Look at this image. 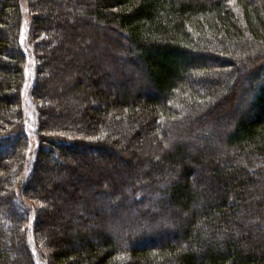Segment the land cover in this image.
Returning <instances> with one entry per match:
<instances>
[{"label":"trees","instance_id":"16d2710c","mask_svg":"<svg viewBox=\"0 0 264 264\" xmlns=\"http://www.w3.org/2000/svg\"><path fill=\"white\" fill-rule=\"evenodd\" d=\"M0 264H264V0H0Z\"/></svg>","mask_w":264,"mask_h":264},{"label":"rangeland","instance_id":"374dc122","mask_svg":"<svg viewBox=\"0 0 264 264\" xmlns=\"http://www.w3.org/2000/svg\"><path fill=\"white\" fill-rule=\"evenodd\" d=\"M56 1H58V0H56ZM25 7V9H26V12H27V8H26V6H23V8ZM55 17H57L56 15H55ZM104 52V51H103ZM209 62H211V61H209ZM32 60L29 62V67L28 68H30V71L32 72ZM242 69L240 70V73L241 72H245L246 74L248 73V74H250V72H249V69H248V65H246L245 63H242V67H241ZM215 69H216V73H214L213 75H212V78L213 79H219L220 77H221V74L220 73H225V72H228V71H226V70H220L221 68L218 66V65H215ZM233 71V70H232ZM235 71H237V70H235ZM59 81H62L63 83L64 82H66V78H64V77H62V78H60V80ZM53 82V84H54V86H57V85H62V83L61 82ZM87 106L89 105H94V104H96V103H93L92 101H90L89 103H85ZM83 107H84V104H83ZM186 125L185 126H183L182 128H185L186 129ZM179 129H181V128H179ZM138 139H139V141H144V142H147L148 141V135H139V137H138ZM148 143V142H147ZM146 143V144H147ZM106 157H108V155L106 154ZM50 182L47 180V181H45L44 182V185H42V190H44V191H48L49 189H50Z\"/></svg>","mask_w":264,"mask_h":264}]
</instances>
